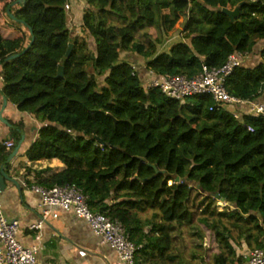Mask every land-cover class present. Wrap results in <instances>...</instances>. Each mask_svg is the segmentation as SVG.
Returning <instances> with one entry per match:
<instances>
[{
  "label": "trees",
  "instance_id": "trees-1",
  "mask_svg": "<svg viewBox=\"0 0 264 264\" xmlns=\"http://www.w3.org/2000/svg\"><path fill=\"white\" fill-rule=\"evenodd\" d=\"M15 1L0 0V95L40 124L28 161L65 166L47 177L36 172L34 184L77 186L92 212L121 223L138 248L135 264H185L176 262L173 234L195 218L216 246L209 264L244 263L236 254L242 242L264 246V117L238 106L210 111L208 94L170 98L120 57L152 58L182 19V41L144 65L155 78H193L202 65L221 67L262 42L261 61L234 68L225 86L241 101L264 104V0H85L82 36L68 28L70 0ZM224 8L239 14L231 20ZM17 129L9 130L16 143ZM5 142L0 172L15 148ZM193 192L201 196L197 215ZM196 235L203 242L202 231Z\"/></svg>",
  "mask_w": 264,
  "mask_h": 264
},
{
  "label": "crops",
  "instance_id": "crops-1",
  "mask_svg": "<svg viewBox=\"0 0 264 264\" xmlns=\"http://www.w3.org/2000/svg\"><path fill=\"white\" fill-rule=\"evenodd\" d=\"M68 4L69 9L66 11L68 28L73 35L82 36L79 27L82 22L83 11L87 7L85 0H70ZM181 30L182 28L175 32L177 36L173 38V42L170 38L168 41L163 39L162 43L156 46V53L152 58L143 59L130 53H122L120 57L140 65L142 68L138 69L139 73L145 80L147 78L148 82L156 79L151 72H145V63L160 53H167L172 44L182 41ZM148 34L152 38L156 36L154 29H149ZM261 47L262 42L254 49L255 56L249 57L251 54H247L242 65L253 66L258 63ZM1 108L2 97L0 95V110ZM241 109L244 110V108ZM2 116L9 124L21 122L22 128L20 130L24 133V141L17 155L9 163V169L4 170L9 180H5V188L0 191V204L6 218L10 221H16L18 224L16 234L18 242L25 248H38L36 259L39 264H124L110 246L92 233L89 224L73 213L52 208L51 212L57 213L58 216L56 218L51 216L42 218L40 196L28 187H24V184L25 182L30 185L34 184L36 172L43 171L42 176L47 177L63 171L65 166L57 159L28 161L25 151L35 140L37 130L40 128V124L32 115L22 113L14 105L7 103ZM9 130L10 127L0 121V141L11 140L16 146L17 143L10 136ZM10 179L17 185L12 183ZM38 223H41L40 228L32 229V226ZM36 235H39V240L35 239ZM80 251H84L85 255L80 256ZM249 251L244 242L236 248L237 256L244 257V263L247 262Z\"/></svg>",
  "mask_w": 264,
  "mask_h": 264
},
{
  "label": "built area",
  "instance_id": "built-area-1",
  "mask_svg": "<svg viewBox=\"0 0 264 264\" xmlns=\"http://www.w3.org/2000/svg\"><path fill=\"white\" fill-rule=\"evenodd\" d=\"M69 4L65 5V10ZM247 54L233 53L221 67H209L202 65L201 71L193 78L185 76H163L148 82L147 88H159L162 93L170 98L183 101L187 97L208 94L213 104L210 111L218 110L226 105L244 108V113L254 117H264V104L256 101H241L227 93L226 79L233 69L240 66ZM234 118H240V113H235ZM253 132L252 128H248ZM5 147L12 148L14 142L7 140ZM24 187L40 196V208L42 218L48 216L56 218L57 213L51 212L52 208L71 212L76 217L85 220L92 233L110 246L124 264H135V254L138 248L129 240L121 223L111 220L99 212H92L87 204V197L75 185L54 186L45 188L36 184ZM41 223L32 226L39 229ZM18 224L6 218L0 204V264H39L36 259L37 247L25 248L17 240ZM39 240V235L35 236ZM80 256L85 252L80 251ZM63 264V263H60ZM242 264H264V246L254 248L248 252L247 262Z\"/></svg>",
  "mask_w": 264,
  "mask_h": 264
},
{
  "label": "rangeland",
  "instance_id": "rangeland-1",
  "mask_svg": "<svg viewBox=\"0 0 264 264\" xmlns=\"http://www.w3.org/2000/svg\"><path fill=\"white\" fill-rule=\"evenodd\" d=\"M183 22L184 20H181L178 23V29L182 28ZM175 36H177V33H174L172 36L165 38L164 41H168L171 39V42H173V38ZM252 56H255L254 52H252L251 55H249V57ZM258 58L260 62L261 61L260 56H258ZM192 198L189 201V207L197 215V213H199V208L201 207V205L199 204L201 200V196L198 197L196 193L193 192ZM224 207L225 204H223L222 202L216 203V208L218 211H221ZM198 231H202L203 233L204 236L203 242H201L199 237L196 235ZM173 236L175 239V248H176L174 253L177 255L176 262L179 260L181 261L180 258H182L185 264L211 263V258H212L211 256L213 255V253L216 252V246L212 242L211 232L206 230L203 227V225L199 223L197 218H195L194 224L192 226L187 227L186 225H181L179 228L175 229Z\"/></svg>",
  "mask_w": 264,
  "mask_h": 264
},
{
  "label": "water",
  "instance_id": "water-1",
  "mask_svg": "<svg viewBox=\"0 0 264 264\" xmlns=\"http://www.w3.org/2000/svg\"><path fill=\"white\" fill-rule=\"evenodd\" d=\"M24 2H25V0H16L13 4H23ZM8 11H9V10H8ZM222 12H223L224 14H226L231 20H234V19L238 16V14H239V10H238V8H236V9L233 10V11H230V10L224 8V9H222ZM30 32H31V31H30ZM32 42H33V38L31 39L29 45L27 46V48H26L25 50H27V49L30 47V45H31ZM71 49H72V44H69L68 49H67L66 56H68V55L70 54ZM23 53H24V51L21 52V53L14 54V55L10 56L8 59H14V58H16V57H19V56L22 55ZM62 74H63V68H62V67H59V69H58V76L60 77V76H62ZM1 97H2V108H1V110H0V121H1L2 123H4L5 125H7L8 127H10V128L17 129L15 126H12L11 124H9V123L6 121V119L3 118V116H2V112H3L4 108H5L6 105H7V99H6L4 96H2V95H1ZM17 130H18V129H17ZM18 132H19V134H20V138H19V140H18V142H17L15 148L12 150V152H11L10 155H9V157H8L7 160L4 162L5 165H6V164H9V163L14 159V157L17 155V152H18V150H19L21 144H22L23 141H24V133H23L21 130H18ZM5 180H9V177H8V175L4 172V168L1 167V172H0V191H3L4 188H5ZM177 180H178V178L176 179V181H177ZM10 181H11L12 183H14L15 185H17V183L14 182L13 180L10 179ZM221 202H222V201H221Z\"/></svg>",
  "mask_w": 264,
  "mask_h": 264
}]
</instances>
